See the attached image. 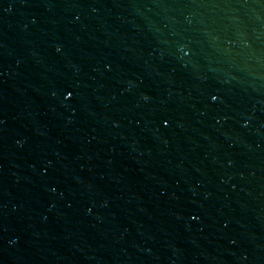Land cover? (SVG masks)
<instances>
[{
	"label": "water",
	"instance_id": "1",
	"mask_svg": "<svg viewBox=\"0 0 264 264\" xmlns=\"http://www.w3.org/2000/svg\"><path fill=\"white\" fill-rule=\"evenodd\" d=\"M0 264H264V0H0Z\"/></svg>",
	"mask_w": 264,
	"mask_h": 264
}]
</instances>
